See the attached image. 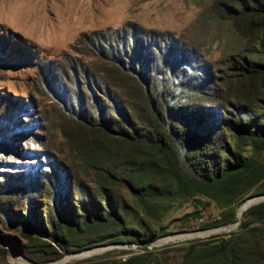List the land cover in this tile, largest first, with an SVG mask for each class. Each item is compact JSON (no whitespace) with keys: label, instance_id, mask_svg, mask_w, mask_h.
<instances>
[{"label":"rangeland","instance_id":"374dc122","mask_svg":"<svg viewBox=\"0 0 264 264\" xmlns=\"http://www.w3.org/2000/svg\"><path fill=\"white\" fill-rule=\"evenodd\" d=\"M212 3L0 0V264H55L96 248L64 264H129L140 255L170 264L174 248L231 237L252 248L251 264H264V218L240 230L246 211L238 217L264 194V177L235 203L237 221L217 226L232 201L185 192L145 140L149 102L168 120L221 128L213 138L227 142L239 106H264V80L250 64L264 61L259 38ZM257 160L264 166V151ZM132 173L140 191L128 183ZM102 184L115 215L96 224L93 214L110 212ZM70 221L78 230L65 227ZM186 234L196 235L161 243Z\"/></svg>","mask_w":264,"mask_h":264},{"label":"trees","instance_id":"16d2710c","mask_svg":"<svg viewBox=\"0 0 264 264\" xmlns=\"http://www.w3.org/2000/svg\"><path fill=\"white\" fill-rule=\"evenodd\" d=\"M232 1L237 3V8L232 12L226 9L224 0H216V2L212 0V6L218 4L220 17L233 14L235 19H239L243 25L242 33L259 38V48L264 53V0ZM255 47L257 49L255 45L251 48ZM253 53L261 54L259 51ZM254 58H251L250 64L257 68L259 77L264 80V61L260 59L255 61ZM184 100L190 101L191 98L187 97ZM148 105L152 115L149 121L152 131L145 140L155 153L160 154V162L168 167L179 182V187L185 192L193 195L203 194L215 199L227 197L232 201L215 225L225 226L236 222L237 204L235 203L243 201L249 190L264 177V166L257 160V155L264 151V106L256 107L252 102L247 106H239V117L226 121L228 129H234L236 133L229 137L227 142L225 138H218L216 141L213 138L212 131L220 132L221 128L215 130V127L200 126V124L192 126L185 118L178 116L168 120L150 102ZM177 129L182 130L183 134L177 133ZM122 137L125 139V136ZM216 147L221 154L215 152ZM248 149H252V153H249ZM133 175L134 173L127 177L128 183L133 191L136 192V188L140 191L143 187L142 182ZM101 189L100 193L104 197L102 201L106 202L110 212H106L103 216L93 214V222L96 224L113 221L115 215L113 204L109 202L110 196L106 194L107 186L102 184ZM139 193L137 195L142 196ZM81 212L87 213L83 203H81ZM263 218L264 202L251 206L245 212V221L240 225V230ZM90 219L91 217L87 218L81 226H91ZM51 223L54 231L58 227L63 229V223L59 222L61 226L58 223L57 226ZM65 227L69 230L79 228L71 221ZM172 251L178 254V260L170 264H251L254 256L250 246L234 237L223 239L216 246L215 242L206 241L188 247L174 248ZM59 257L61 255H54L47 261ZM146 257L147 255H140L131 258L129 264H145L148 260Z\"/></svg>","mask_w":264,"mask_h":264},{"label":"bare ground","instance_id":"6f19581e","mask_svg":"<svg viewBox=\"0 0 264 264\" xmlns=\"http://www.w3.org/2000/svg\"><path fill=\"white\" fill-rule=\"evenodd\" d=\"M251 203L255 202V200H251L250 201ZM247 207V205L245 204H242L241 207L238 209V217H241L243 215V213L245 212V208ZM229 228H224V229H221V230H228ZM203 233V232H202ZM196 234H186V235H174V236H170V237H166L164 239L161 240V243H165V242H173V241H176V240H180V239H183V238H190V237H194ZM201 235V234H200ZM98 251L97 248L95 250H89V251H84L80 254H76V255H71V256H68L66 257L64 260L62 261H59V262H56L55 264H63V262H66V261H69L70 259L72 258H77V257H84V256H87V255H90L91 253H94ZM19 262V261H18ZM21 262V261H20Z\"/></svg>","mask_w":264,"mask_h":264},{"label":"water","instance_id":"95a60500","mask_svg":"<svg viewBox=\"0 0 264 264\" xmlns=\"http://www.w3.org/2000/svg\"><path fill=\"white\" fill-rule=\"evenodd\" d=\"M253 199L255 200V202L251 203L250 201L253 200ZM260 200H264V194H259V195H256V196H253V197L247 199V200L243 203V204L247 205V207L245 208V211H247L251 206L260 203ZM239 223H240V221H238V222L236 223V225L239 224ZM165 243H168V242H165ZM64 263H65V262H63V264H64Z\"/></svg>","mask_w":264,"mask_h":264}]
</instances>
